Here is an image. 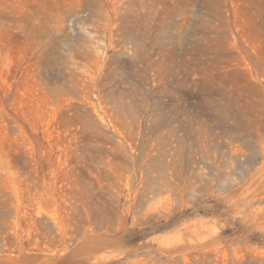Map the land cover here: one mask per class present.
<instances>
[{
	"label": "rangeland",
	"instance_id": "obj_1",
	"mask_svg": "<svg viewBox=\"0 0 264 264\" xmlns=\"http://www.w3.org/2000/svg\"><path fill=\"white\" fill-rule=\"evenodd\" d=\"M0 264H264V0H0Z\"/></svg>",
	"mask_w": 264,
	"mask_h": 264
}]
</instances>
